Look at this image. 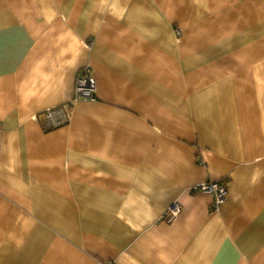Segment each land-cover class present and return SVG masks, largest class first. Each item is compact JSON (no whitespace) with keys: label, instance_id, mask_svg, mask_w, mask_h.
Wrapping results in <instances>:
<instances>
[{"label":"crops","instance_id":"1","mask_svg":"<svg viewBox=\"0 0 264 264\" xmlns=\"http://www.w3.org/2000/svg\"><path fill=\"white\" fill-rule=\"evenodd\" d=\"M0 264H264V0H0Z\"/></svg>","mask_w":264,"mask_h":264},{"label":"built area","instance_id":"2","mask_svg":"<svg viewBox=\"0 0 264 264\" xmlns=\"http://www.w3.org/2000/svg\"><path fill=\"white\" fill-rule=\"evenodd\" d=\"M97 90L96 80L88 68L81 70L76 81V99L90 100L95 98ZM198 193L209 194L214 198L213 207L218 209L228 197L227 188L221 183H205L195 189ZM181 212L178 204L169 209L170 220L174 219Z\"/></svg>","mask_w":264,"mask_h":264}]
</instances>
